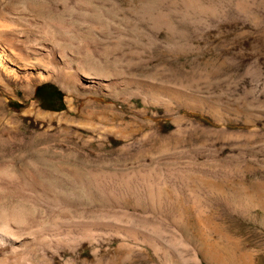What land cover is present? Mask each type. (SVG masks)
<instances>
[{
	"label": "rangeland",
	"instance_id": "rangeland-1",
	"mask_svg": "<svg viewBox=\"0 0 264 264\" xmlns=\"http://www.w3.org/2000/svg\"><path fill=\"white\" fill-rule=\"evenodd\" d=\"M0 44V264H264V0H0Z\"/></svg>",
	"mask_w": 264,
	"mask_h": 264
},
{
	"label": "bare ground",
	"instance_id": "bare-ground-1",
	"mask_svg": "<svg viewBox=\"0 0 264 264\" xmlns=\"http://www.w3.org/2000/svg\"><path fill=\"white\" fill-rule=\"evenodd\" d=\"M2 45L6 46L4 44H2ZM7 49L3 48V47L0 49V68L5 75H8V74L14 72L12 69V65L10 63L13 62V64H16L11 57V54H10L11 51L8 52Z\"/></svg>",
	"mask_w": 264,
	"mask_h": 264
}]
</instances>
